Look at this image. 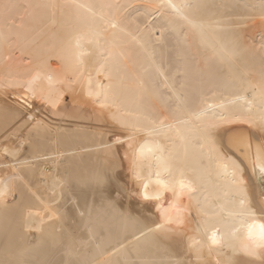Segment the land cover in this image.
<instances>
[{
	"label": "bare ground",
	"instance_id": "1",
	"mask_svg": "<svg viewBox=\"0 0 264 264\" xmlns=\"http://www.w3.org/2000/svg\"><path fill=\"white\" fill-rule=\"evenodd\" d=\"M172 2L197 27L163 0H0V264H261L230 213L264 204V0ZM159 156L195 191H161Z\"/></svg>",
	"mask_w": 264,
	"mask_h": 264
},
{
	"label": "snow or ice",
	"instance_id": "2",
	"mask_svg": "<svg viewBox=\"0 0 264 264\" xmlns=\"http://www.w3.org/2000/svg\"><path fill=\"white\" fill-rule=\"evenodd\" d=\"M163 6L169 7L174 10L175 17L179 20L185 21L189 25H191L193 28L197 27L196 24L193 23V21L189 18L188 15H186L185 10L190 7L187 3L181 5L177 3H173L172 0H163ZM75 7L81 8V9H86L88 12L92 11V6L88 4H76ZM94 16L95 13H92ZM108 24L112 27L115 28L116 24L112 22L111 20L108 21ZM85 36L91 35L93 38H95L94 42L99 43V32H92V33H86L84 34ZM84 38L78 37L76 41V47H80V40ZM90 42H93L90 40ZM109 56H111V52H109ZM155 70L163 77V80L165 82V87L169 88L170 90L173 91L174 96L181 101V104L177 105V111H180L182 107V101H183V94L181 90L175 89L172 85L167 83L168 77L164 74L163 70L160 69L158 66H154ZM30 81L26 82H20L19 86L24 88L28 86V91L25 94V102L27 103V96L30 95ZM183 87V86H182ZM92 95V93H89ZM104 96V102L100 104L101 108L108 107L109 106V96L107 93L103 94ZM243 99V97H237V101ZM253 99H257V94H254ZM258 99H259V104L261 106V119L264 121V84L261 85L260 91L258 93ZM233 103H236V101H233ZM245 104L249 105V108L251 107V101L244 100ZM30 106V105H29ZM204 115V113H200L195 116L197 120L201 119V117ZM142 118L150 125H156L159 124L160 126H163L165 121L163 119L160 120H152L148 114H141ZM28 119H32L29 117ZM184 123H187V121H184ZM215 127V124L213 123H207L205 125L206 131L211 134V129ZM150 131L157 132V129L155 127H152L149 129ZM261 130L264 131V123L261 125ZM157 134H159L157 132ZM131 146V145H130ZM7 151V150H6ZM151 152V149L148 150ZM257 153H258V162H259V167L261 173H264V152H262L261 148H257ZM146 158V154L143 149H141L140 156L138 158H135L133 160V167H132V172L133 176L136 180L138 181H143L144 179H147L149 182L152 181V174L151 172L147 177H144L141 175V172L139 169L142 167V164L139 163V161H143ZM157 159V170L155 172V183L159 186L161 191H170L172 192L173 196L176 198H179V196L184 195L186 192L187 193H192L195 191V187L193 186V182L187 181L183 177V172H180V177L179 178H174L173 177V165L170 162V158H165L163 156L156 157ZM240 168L238 165L233 164V172H232V177H233V183L237 186V190L240 191L241 193L243 192V178L240 175ZM162 173H167V177H163ZM112 177L103 175V176H97L96 177V183L97 184H103L106 183L108 180H110ZM143 188L146 190L148 188V184H143ZM121 194V192L118 190L116 192V196L118 197ZM0 195H3V193H0ZM161 196V193L158 192L155 197H150L147 194V191L144 192V198L145 199H156L159 201ZM174 206V205H173ZM180 209L177 208V212H179ZM259 212L261 216H264V204H262L261 207L258 209H253L252 207L249 206L247 197L244 195H241L239 198V210L230 213V215H233L237 218L239 221V227L235 228L236 232L243 230H246L247 232V241L248 243L243 245V250L246 252L247 255L256 257L260 259L261 264H264V223H257L256 222V213ZM251 221V222H249ZM169 222L171 220L169 219ZM158 228H161V225H157ZM235 227V225H233ZM217 231L218 230H213L211 232V243L213 245H218L220 244V240L217 237ZM234 234V233H233ZM259 250V251H258Z\"/></svg>",
	"mask_w": 264,
	"mask_h": 264
},
{
	"label": "rangeland",
	"instance_id": "3",
	"mask_svg": "<svg viewBox=\"0 0 264 264\" xmlns=\"http://www.w3.org/2000/svg\"><path fill=\"white\" fill-rule=\"evenodd\" d=\"M67 101H65V104H66Z\"/></svg>",
	"mask_w": 264,
	"mask_h": 264
}]
</instances>
